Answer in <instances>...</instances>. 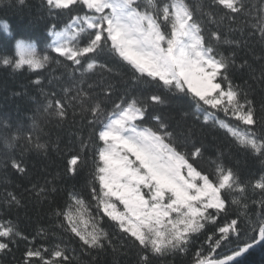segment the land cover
Masks as SVG:
<instances>
[{
    "label": "snow or ice",
    "instance_id": "snow-or-ice-1",
    "mask_svg": "<svg viewBox=\"0 0 264 264\" xmlns=\"http://www.w3.org/2000/svg\"><path fill=\"white\" fill-rule=\"evenodd\" d=\"M40 10L50 53L20 40L0 56L34 73L42 98L30 125L0 120V264L264 257V0H41ZM53 64L64 71L46 78ZM209 133L240 158L206 156ZM21 208L46 210L49 223L25 231Z\"/></svg>",
    "mask_w": 264,
    "mask_h": 264
},
{
    "label": "trees",
    "instance_id": "trees-1",
    "mask_svg": "<svg viewBox=\"0 0 264 264\" xmlns=\"http://www.w3.org/2000/svg\"><path fill=\"white\" fill-rule=\"evenodd\" d=\"M196 3L197 0H190ZM41 0H25L23 5L18 4L17 0H11V5L0 6V56H14L16 52L17 41L23 40L26 43L35 46L36 51L40 55L50 53L48 44L51 38L48 35V27L50 17L41 13ZM65 19H67L65 17ZM7 21L9 28L7 31L3 28V22ZM63 27V22L61 23ZM52 55H55L52 53ZM55 69L53 73L52 69ZM46 78L51 77L53 74L60 75L64 69L51 65L48 69L43 70ZM36 79V75L25 69L20 71H13L9 67L0 65V120L7 119L10 124L20 122L30 125L29 117L32 115L37 107V103L42 98L35 85L31 81ZM21 93V95H15ZM163 111H167L164 109ZM220 136L219 141H213L212 136ZM55 138V136H53ZM228 141L223 138L220 133L208 134V152L206 156H214L217 147L223 148L226 153V163L234 162L235 159L240 158V153L234 148L231 149L232 156L227 157L229 151ZM3 149V143L0 141V150ZM30 159L36 162L34 155ZM38 163V162H37ZM249 166L259 168V162L248 159ZM39 166V164H38ZM9 178L16 180L17 178L9 174ZM46 210L37 214L35 209L29 208L19 210V224L22 229L31 232L38 224L47 226L49 221L45 215ZM15 215V214H14ZM127 264L125 257H119ZM264 257L259 252H254L247 257L248 264H260ZM109 260L111 258L109 257ZM180 258H168V264H179Z\"/></svg>",
    "mask_w": 264,
    "mask_h": 264
}]
</instances>
